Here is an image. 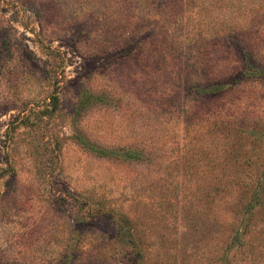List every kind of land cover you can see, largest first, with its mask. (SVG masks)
<instances>
[{
    "label": "rangeland",
    "instance_id": "obj_1",
    "mask_svg": "<svg viewBox=\"0 0 264 264\" xmlns=\"http://www.w3.org/2000/svg\"><path fill=\"white\" fill-rule=\"evenodd\" d=\"M0 264H264V0H0Z\"/></svg>",
    "mask_w": 264,
    "mask_h": 264
}]
</instances>
